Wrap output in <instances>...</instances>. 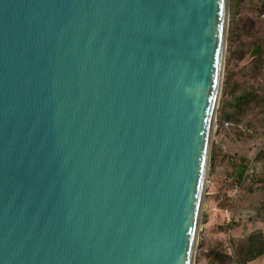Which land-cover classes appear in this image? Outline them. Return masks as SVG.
<instances>
[{"label":"water","instance_id":"obj_1","mask_svg":"<svg viewBox=\"0 0 264 264\" xmlns=\"http://www.w3.org/2000/svg\"><path fill=\"white\" fill-rule=\"evenodd\" d=\"M229 0H0V264H192Z\"/></svg>","mask_w":264,"mask_h":264},{"label":"rangeland","instance_id":"obj_2","mask_svg":"<svg viewBox=\"0 0 264 264\" xmlns=\"http://www.w3.org/2000/svg\"><path fill=\"white\" fill-rule=\"evenodd\" d=\"M222 75L192 264H246V239H264V0H229ZM250 101L233 108L235 94ZM230 113V118L224 113ZM221 247L225 262L211 250ZM264 253V252H263ZM262 253V254H263ZM264 263V257L254 264Z\"/></svg>","mask_w":264,"mask_h":264},{"label":"trees","instance_id":"obj_3","mask_svg":"<svg viewBox=\"0 0 264 264\" xmlns=\"http://www.w3.org/2000/svg\"><path fill=\"white\" fill-rule=\"evenodd\" d=\"M253 99H254L253 95H251L248 99L244 94L238 93L233 96V101L231 102V105L233 106V108H236L238 110H245L249 107L246 104H248ZM224 116L230 118V113L225 112ZM260 187L264 192V182L260 185ZM261 233L259 231H253L251 234H249V237L246 239V243L248 245L247 252L253 253L249 257H247L246 261H249L257 257L258 255L264 252V239H261V241L258 243L255 238L256 234L262 236L263 233L262 234ZM211 254L213 256L214 261H218L220 263L225 262V251L222 250L221 247H216L212 249Z\"/></svg>","mask_w":264,"mask_h":264},{"label":"crops","instance_id":"obj_4","mask_svg":"<svg viewBox=\"0 0 264 264\" xmlns=\"http://www.w3.org/2000/svg\"><path fill=\"white\" fill-rule=\"evenodd\" d=\"M264 257V253L263 254H260L258 255L257 257H255V259H253L252 261L246 263V264H254L256 261H258L259 259L263 258ZM261 264H264V263H261Z\"/></svg>","mask_w":264,"mask_h":264}]
</instances>
